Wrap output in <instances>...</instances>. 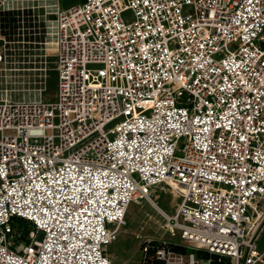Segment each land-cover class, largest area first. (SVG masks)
Masks as SVG:
<instances>
[{
	"label": "built area",
	"instance_id": "obj_1",
	"mask_svg": "<svg viewBox=\"0 0 264 264\" xmlns=\"http://www.w3.org/2000/svg\"><path fill=\"white\" fill-rule=\"evenodd\" d=\"M0 10L33 22L0 62L41 71L33 96L0 99V264H112L130 204H156L162 186L180 198L167 227L188 251L147 240L139 264H200L199 249L263 260L264 0H0ZM48 45L56 102L42 97Z\"/></svg>",
	"mask_w": 264,
	"mask_h": 264
},
{
	"label": "rangeland",
	"instance_id": "obj_2",
	"mask_svg": "<svg viewBox=\"0 0 264 264\" xmlns=\"http://www.w3.org/2000/svg\"><path fill=\"white\" fill-rule=\"evenodd\" d=\"M77 1V2H76ZM80 0H62V7L66 8L72 4H78ZM76 2V3H75ZM82 3V2H81ZM54 18V17H53ZM48 39L54 41V35H49ZM10 44H5V40L0 39V52L5 46L12 48L22 47L21 37H8ZM49 70L47 78V87L43 94V99L47 102H56L58 100V71L56 67V54L52 45L47 46ZM17 57L12 55L11 58ZM8 55V59H11ZM37 67L40 64L36 65ZM41 71H29L23 69H10V65L0 62V99L8 93L31 97L34 95L32 90L33 75ZM39 98V96L37 97ZM153 204L148 200H139L132 202L127 210L125 223L121 226L117 238L109 245L108 252L112 258V264H139L141 259V247L147 240L157 239L171 244H185L180 237V231L177 235H171L167 227L166 215H174L180 201L174 195L169 186H162L155 193ZM24 226L29 227L28 224Z\"/></svg>",
	"mask_w": 264,
	"mask_h": 264
},
{
	"label": "trees",
	"instance_id": "obj_3",
	"mask_svg": "<svg viewBox=\"0 0 264 264\" xmlns=\"http://www.w3.org/2000/svg\"><path fill=\"white\" fill-rule=\"evenodd\" d=\"M23 16L21 11L17 10H0V35L8 37H18V30L21 27L22 20L24 19L28 26L33 25L32 18ZM171 249L176 252H187V248L184 244H171ZM197 256L205 260H211V264H233L227 257H220L215 254H211L206 250H197Z\"/></svg>",
	"mask_w": 264,
	"mask_h": 264
},
{
	"label": "crops",
	"instance_id": "obj_4",
	"mask_svg": "<svg viewBox=\"0 0 264 264\" xmlns=\"http://www.w3.org/2000/svg\"><path fill=\"white\" fill-rule=\"evenodd\" d=\"M48 1V3H57L58 4V6L60 7V8H62V9H66V8H69V7H71V5H69L68 7H66V8H63L62 7V0H47ZM86 0H80L79 2H78V4H81V2L82 3H84ZM77 2V1H76ZM75 2V3H76ZM78 4H72V6H74V5H78ZM39 13V15H42V11H40V12H38ZM160 190V188H158V190L157 191H159ZM156 191V192H157ZM258 248H259V250L261 251V252H263L264 253V231H263V233L261 234V236H260V238H259V241H258ZM198 259L200 260V264H205V262L207 261V260H205V259H203V258H200V257H198ZM141 260V259H140ZM257 264H264V257H263V260H261V261H259Z\"/></svg>",
	"mask_w": 264,
	"mask_h": 264
}]
</instances>
